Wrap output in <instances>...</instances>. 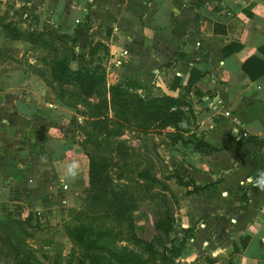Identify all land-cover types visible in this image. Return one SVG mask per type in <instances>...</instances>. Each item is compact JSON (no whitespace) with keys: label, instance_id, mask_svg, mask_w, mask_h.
I'll return each instance as SVG.
<instances>
[{"label":"crops","instance_id":"0c3cea01","mask_svg":"<svg viewBox=\"0 0 264 264\" xmlns=\"http://www.w3.org/2000/svg\"><path fill=\"white\" fill-rule=\"evenodd\" d=\"M22 6L25 17L38 14L59 36L96 46L91 57L106 81L152 86L181 100L184 138L212 147L170 146L177 172L204 186L185 204L183 227L196 233L180 264H264V0H0L10 14ZM192 69L198 74L189 82ZM3 74L0 202L28 206L32 183L45 175L27 159L28 145L44 140L33 124L43 97L34 102L26 88L42 81L20 68ZM216 100L231 117L214 110ZM60 154L52 148L51 167Z\"/></svg>","mask_w":264,"mask_h":264},{"label":"rangeland","instance_id":"374dc122","mask_svg":"<svg viewBox=\"0 0 264 264\" xmlns=\"http://www.w3.org/2000/svg\"><path fill=\"white\" fill-rule=\"evenodd\" d=\"M22 8L10 14V10L0 7V76L20 68L42 81H32L26 88L34 102L40 93L43 97L33 124L44 139L38 141L42 146L28 145L27 159L33 165L37 163L33 167L42 171L45 180L32 183L34 197L28 199V206L22 205L23 199L0 202V216L7 215L11 222L15 247L2 246L0 264H15L16 251L26 256L28 264H92L93 254L101 255L104 264H119L110 251L123 249L138 254L127 264H180L179 255L174 256L171 248L179 245L177 237L185 229L186 201L202 188L174 168L170 146L178 138L185 139L177 130L179 126L161 128L154 118L148 125L145 117L135 111L141 105L158 106L162 94L152 86L143 90L128 87L126 97L132 111L114 117L110 107L105 109L108 119L102 132H108L98 134L96 129L100 127L90 124L93 104L98 99L94 94H82L76 73L86 70L95 74L97 89L105 91L108 100L110 88L118 81H106L91 57L96 46L86 43L80 47L76 37L59 36L54 24H41L36 13L25 17ZM59 59H66L65 72L55 66ZM184 119L182 114L181 121ZM55 146L61 153L57 169L50 162ZM87 153L107 159L112 186L115 191H127L134 205L121 221L106 217L92 221L97 230L107 234L101 240L105 248L97 250L85 249L72 233L74 225L88 222L76 213L88 188ZM177 176L187 184H179ZM40 185L42 190L36 192Z\"/></svg>","mask_w":264,"mask_h":264},{"label":"trees","instance_id":"16d2710c","mask_svg":"<svg viewBox=\"0 0 264 264\" xmlns=\"http://www.w3.org/2000/svg\"><path fill=\"white\" fill-rule=\"evenodd\" d=\"M239 47L238 45H236ZM66 59H59L55 66L59 67L60 71H66ZM245 63V62H244ZM244 71H246L245 65L243 66ZM247 72V71H246ZM264 73V70H262ZM198 74L195 69L191 70L189 82L194 78V75ZM65 75V74H64ZM77 78L79 80L81 86V92L86 97H90L91 95H96L97 102L93 104L92 108V120L90 124L92 127H100L97 130L98 134L103 133L102 130L106 129V119L107 116L105 114V109L111 108L114 117H123L126 111H132V106L127 96V88L128 87H138L135 83L131 81H122L117 85H114L110 88V99H107L106 92L100 91L97 89V82L95 78V74L83 70L76 73ZM249 76L254 80L256 78L253 75ZM192 78V79H191ZM177 79H175L173 83V87L177 86ZM158 106H154L150 104V107L147 105H141L136 108L137 114L143 115L145 119L148 121V125H150L154 118L155 122H158V125L161 128H165L167 126H172L174 128L177 127L179 132H183L185 130L184 127L181 126V118H182V110L179 108L181 106V100L175 99L171 96L163 94L159 99ZM172 107H176V109L171 110ZM147 108V109H144ZM105 131V135H106ZM191 139H180L181 143L186 144L191 148L190 150L196 151L203 147L212 148L204 139L200 137H196L192 135ZM177 140H174L175 142ZM257 152V150H253L249 155L251 156ZM88 158V188L86 190V195L83 199V203L81 208L76 211L77 217L82 218L83 220H87V223L81 221L76 224L72 228L73 236L79 240V242L83 245V247L87 250H97L102 249L104 247V242L101 241L107 234L101 230H97L91 223L96 218H111L116 221L123 220L129 212L133 210V200L131 195L125 191L124 189L120 191H115L112 186L111 177L107 171V159L97 156H93L92 154H86ZM179 184L186 185L187 183L181 181L179 176L176 177ZM200 188H204L200 187ZM8 216L10 213H6ZM0 216V251L2 250V246L14 248L12 243L13 233L10 231L11 222L8 220L7 215ZM196 233V226L192 228H185L183 234L177 239L179 240V245L174 249L171 248V251L174 256L179 255L182 249L185 247V242L188 238H194ZM243 244V242H242ZM110 254L113 256L114 260L119 264H127L129 262H133L138 257L137 253H134L130 250H115L110 251ZM16 256L15 264H28L26 263V256L23 254L20 255L19 251L14 252ZM102 256L99 254L91 255L92 264H104L102 262ZM142 260L141 262H144Z\"/></svg>","mask_w":264,"mask_h":264},{"label":"built area","instance_id":"2783aa9c","mask_svg":"<svg viewBox=\"0 0 264 264\" xmlns=\"http://www.w3.org/2000/svg\"><path fill=\"white\" fill-rule=\"evenodd\" d=\"M216 103H211V104H213V107H214V110L216 111V112H219V113H221V115L222 116H224V117H231V113H230V111L229 110H226L225 108H223V105L221 104V102L220 101H215ZM180 109H183V110H185V108L184 107H179ZM174 109H176V107H172L171 108V110H174Z\"/></svg>","mask_w":264,"mask_h":264},{"label":"water","instance_id":"95a60500","mask_svg":"<svg viewBox=\"0 0 264 264\" xmlns=\"http://www.w3.org/2000/svg\"><path fill=\"white\" fill-rule=\"evenodd\" d=\"M259 140H264V133L258 136Z\"/></svg>","mask_w":264,"mask_h":264}]
</instances>
